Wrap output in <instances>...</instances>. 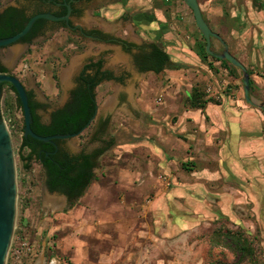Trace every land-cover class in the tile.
Here are the masks:
<instances>
[{
  "label": "crops",
  "instance_id": "crops-1",
  "mask_svg": "<svg viewBox=\"0 0 264 264\" xmlns=\"http://www.w3.org/2000/svg\"><path fill=\"white\" fill-rule=\"evenodd\" d=\"M197 2L203 20L246 68L251 100L264 102V0ZM119 9L129 13L127 21L102 23V28L132 46L162 47L172 65L159 74L130 68L125 86L111 82L96 88L98 110L79 145L99 146L100 135L93 136L108 113L113 138L78 198L89 207L84 224H93L84 234L90 244L83 241L80 258L78 253L66 259L69 264L78 258V264L100 263L105 254L98 245L113 237L96 226L127 233L126 225L135 224L140 210L163 234L218 218L248 229L242 214L255 218L264 213V113L246 103L240 70L200 55L201 34L194 32L192 12L183 0H118L106 10ZM147 15L156 22L138 20ZM148 35L161 42L147 40ZM91 44L112 51L104 55L111 62L106 67L128 65L120 46ZM223 49L219 39H211L212 54ZM194 89L207 101L202 108L188 105ZM53 198L65 203L63 197Z\"/></svg>",
  "mask_w": 264,
  "mask_h": 264
},
{
  "label": "rangeland",
  "instance_id": "rangeland-1",
  "mask_svg": "<svg viewBox=\"0 0 264 264\" xmlns=\"http://www.w3.org/2000/svg\"><path fill=\"white\" fill-rule=\"evenodd\" d=\"M141 4L135 2L136 9H142ZM22 5L27 10L31 9L29 4L23 2L15 4L17 7ZM125 12V9H119L108 12L106 17L109 20H116ZM83 21L87 22L86 19ZM192 28L194 32L198 30L195 25ZM153 37V35L146 36L147 40H156ZM93 47L94 44L90 42L87 45L80 44L74 37L59 31L41 44L40 48L32 47L21 63L26 66L29 74L44 77L43 88L45 91H50V96L54 97L57 76L61 77L62 84L66 87L84 60L106 52L95 50ZM10 57L12 58V55ZM109 63H111L109 59L105 58V66ZM21 67L22 65L11 70L19 75ZM68 69L71 70L70 76L64 80V71ZM46 75H50V82L45 78ZM154 78L156 77L153 76V81H156ZM101 93H106V90H102ZM12 101L16 103L14 94L5 88L0 98V107L11 135L17 164L16 151L21 132L16 126H12L11 119L15 116L21 121L22 112L17 104L16 110L9 114L4 112L5 106L8 107ZM86 134L85 132L80 138H76L75 144L83 142ZM34 168L37 169L36 166ZM32 174L37 181V188L29 193L26 184L29 179L28 174L21 172L18 175L15 229L6 264H39L40 261H43V264L53 262L69 264L66 259L78 253L80 258L82 242H88L84 234L88 232V226H91L94 220H91L92 224L85 225L83 215L89 213V207L78 199L66 204L53 198L54 195L44 194L41 197L39 189L41 174L36 171ZM113 191L115 190L112 189L111 194ZM262 213L260 212L255 218L249 213L246 215L243 213L241 217L248 229L240 228L252 240L253 260L238 262L234 253L225 246L222 237L224 232L238 227L226 218L205 219L198 226L188 227L183 232L172 230L163 234L162 231L152 227L151 219L140 210V217L133 220L135 224L126 225L127 233H119L103 225L96 226L100 231L104 230L113 237L109 242L99 243L98 246L105 255L100 258L98 264H264V213ZM90 250L92 251L91 246ZM79 258L74 264H78Z\"/></svg>",
  "mask_w": 264,
  "mask_h": 264
},
{
  "label": "flooded vegetation",
  "instance_id": "flooded-vegetation-1",
  "mask_svg": "<svg viewBox=\"0 0 264 264\" xmlns=\"http://www.w3.org/2000/svg\"><path fill=\"white\" fill-rule=\"evenodd\" d=\"M20 2L29 4L31 9L29 8L27 10L23 5L20 7L15 6V4H19ZM116 3H118V0H0V18L5 15L9 8L15 9L19 17L18 19L20 20L22 18H28L29 20L32 16L40 13H47L55 17H64L69 12L67 21L37 20L30 31L16 44L12 45L16 46L19 52V59L16 64L12 63L11 57V60L9 58V47L0 48V67L5 69V73L2 74H12L16 76L24 86L28 98V106L29 108L32 107L34 114V118L32 116L30 128L31 126L34 127V129L31 128V130L36 135L50 137L54 135L75 134L74 132L50 134V128L62 124L64 125V130L67 129L72 123L71 121L64 123V119L62 118L73 117L76 112L82 113L83 115L93 112L92 118L95 114V110H98V104L96 103L97 87L102 84H108L110 86L111 82L125 86L124 80L132 77L129 70L130 68L137 73H142L137 61L144 55L150 53V45L142 44L132 46L127 40L116 36L112 31L104 30L101 26L102 23L108 24L112 21H127L129 18V13L127 12L122 14L117 20H108L106 14L112 11H107L106 9H111ZM83 19H86L87 22H84ZM59 31H64L68 36L74 37L80 44L84 43L87 45L88 42H91L120 46L124 54L128 56V67L126 65L118 69L115 67H106L104 55L112 51H106L97 56H91L81 63L66 87L63 86L61 77L57 76L55 85L56 93L54 97H51L50 91H45L43 88L42 79H44V77L42 76L41 78L37 74H29L26 66L21 62L24 57L30 53L32 47L40 48L41 44ZM20 65H22L20 68L21 73L16 75L11 69H17ZM45 78L50 82V75H46ZM48 85L50 88V84ZM5 88L10 93L14 94L16 104L19 105L21 109L19 99L15 91L10 89L9 84L1 85V96ZM121 99L122 102L126 101L125 98ZM0 116L1 120L4 121L1 107ZM93 122L94 121L91 123ZM111 123V113H108L105 118L98 121V132L93 138L100 135V140H96L99 146L90 149L72 143V140L79 138L81 133L77 137L54 139L52 142H41L30 136H25L23 132L24 123L22 115V131L20 133L19 147L16 151L17 164L15 160L16 183L18 182V175L21 172H23V174H28L27 176L29 179L26 184L29 187L27 191V193H29V191L37 188V181L32 174L36 171L41 174L39 182L41 197L44 194L56 195L63 197L66 204H70L71 201L67 195L58 190L50 191L49 189L50 181L53 180L54 172H56L55 168L59 166L60 169H64V167L70 165H77L79 167L78 169L82 166H87V169L89 167L87 175H84L80 184L74 190V192L80 191L89 176L93 177L95 175V169L99 165L100 155L102 152L106 151L107 144H110L113 138L111 137L110 131ZM29 155L30 159L24 160V158ZM34 166H36L37 169H35ZM84 190L85 189H83V192Z\"/></svg>",
  "mask_w": 264,
  "mask_h": 264
},
{
  "label": "water",
  "instance_id": "water-1",
  "mask_svg": "<svg viewBox=\"0 0 264 264\" xmlns=\"http://www.w3.org/2000/svg\"><path fill=\"white\" fill-rule=\"evenodd\" d=\"M187 7L191 10L194 22L199 32L205 39L206 46L205 50L207 54L213 55L219 60H226L232 66L239 69L242 74V84L244 99L247 104L259 108L264 111V102L257 103L253 102L249 96V75L247 73L244 65L234 58L228 51V48L224 44L223 40L214 33L206 22L203 20L201 11L197 0H183ZM69 12L64 17H55L47 13H40L32 16L27 23L24 25L23 29L10 38L0 39V48H8L9 52L13 54V63L16 64L19 55L16 44L22 37H24L32 28L33 24L39 20H49V21H62L68 20ZM217 38L221 41L224 49L220 55L212 54L210 50L211 39ZM9 84L15 91L22 110L23 115V132L25 136H30L33 139L41 142H52L54 139H66L71 137H77L82 131H84L94 116L88 121V123L77 133L73 135H54L50 137H41L32 132L30 124L32 122V115L30 108L28 106V98L26 90L22 83L12 74H2L0 73V98H1V85ZM16 204H17V183H16V169H15V159L14 152L12 148V141L10 132L4 121L1 120L0 116V264H6L8 252L11 246V241L15 229L16 221Z\"/></svg>",
  "mask_w": 264,
  "mask_h": 264
},
{
  "label": "trees",
  "instance_id": "trees-1",
  "mask_svg": "<svg viewBox=\"0 0 264 264\" xmlns=\"http://www.w3.org/2000/svg\"><path fill=\"white\" fill-rule=\"evenodd\" d=\"M5 1H10V0H5ZM18 18H19L18 14L13 8H9L6 11L5 15L0 18V39L10 38L23 29L24 25L28 21V18L26 19L22 18L21 20ZM139 18L140 19L138 20H145L146 22H150V23L156 22V18L154 15H147L145 17L140 16ZM160 29L162 28L160 27ZM161 36L162 35L160 33L159 37ZM201 38L202 41H201L199 53L203 58L210 57V55L205 52V46H206L205 39L202 35ZM156 41L161 42V38L157 39ZM150 47H151L150 53L144 55L137 62L139 63L142 72H152L154 74H159L164 69L172 65L170 62V56L167 54L166 51H164L162 47L158 45L152 44L150 45ZM222 62L224 64H228L232 68H235L226 60H222ZM0 73H5V69L0 67ZM10 89L14 91L11 86ZM200 96L201 95L198 92V90L194 89L192 96L188 100V105L192 108H202L207 101L202 100ZM16 109H17V105L14 101H12L11 103L8 104V107L5 106L4 112L6 114H9V112H12L13 110ZM30 109H31L30 110L31 114L34 118L32 107H30ZM262 112L264 113V111ZM92 114L93 112L86 115L76 112V114L73 117L62 118L64 119V123L71 121L72 125L65 130L63 127L64 125L62 124L58 125L57 127L50 128V134H54L58 132L77 133L87 124ZM11 124L12 126H16V129L20 130V132L22 131L21 121L18 120L15 116L12 117ZM31 128L34 129L33 126H31ZM39 133L43 134L42 132ZM29 157L30 155L28 157H25L24 160L30 159ZM78 168L79 167L77 165H70L68 167H64V169H60V167L57 166L55 168L56 172H54L53 180L50 181V187H49L50 191L58 190L64 193L65 195L68 196L71 203L77 200L78 198H80L83 194V189L87 187L92 177L89 176V178L84 183L80 191L74 192V190L80 184L84 175L85 174L87 175L89 169V167L87 169V166L86 167L82 166L80 169ZM222 237L225 246L234 253L236 258L238 259V262L254 259L253 258L254 248L252 247V240L249 239L248 235L239 226L236 227L235 230H229V229L226 230L222 235Z\"/></svg>",
  "mask_w": 264,
  "mask_h": 264
},
{
  "label": "bare ground",
  "instance_id": "bare-ground-1",
  "mask_svg": "<svg viewBox=\"0 0 264 264\" xmlns=\"http://www.w3.org/2000/svg\"><path fill=\"white\" fill-rule=\"evenodd\" d=\"M13 54H14V53H12V52L10 53V55H12V57H13ZM10 55H9V56H10ZM70 71H71V70H69V69L64 71V74H63V79H64V80H67V79H68V77L70 76ZM39 264H43V261H40ZM51 264H58V263L53 262V263H51Z\"/></svg>",
  "mask_w": 264,
  "mask_h": 264
}]
</instances>
